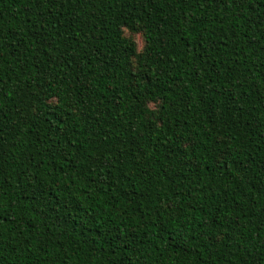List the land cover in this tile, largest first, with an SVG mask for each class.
I'll return each mask as SVG.
<instances>
[{"label":"trees","instance_id":"trees-1","mask_svg":"<svg viewBox=\"0 0 264 264\" xmlns=\"http://www.w3.org/2000/svg\"><path fill=\"white\" fill-rule=\"evenodd\" d=\"M0 264H264V0H0Z\"/></svg>","mask_w":264,"mask_h":264},{"label":"rangeland","instance_id":"rangeland-1","mask_svg":"<svg viewBox=\"0 0 264 264\" xmlns=\"http://www.w3.org/2000/svg\"><path fill=\"white\" fill-rule=\"evenodd\" d=\"M126 35L131 36L136 41V45L138 49H141L143 46V39L140 33H129L128 31L125 32Z\"/></svg>","mask_w":264,"mask_h":264}]
</instances>
